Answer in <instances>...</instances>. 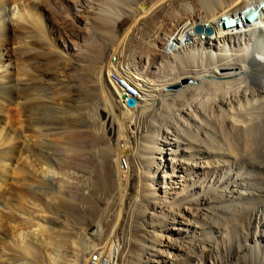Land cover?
Instances as JSON below:
<instances>
[{"label":"bare ground","instance_id":"bare-ground-1","mask_svg":"<svg viewBox=\"0 0 264 264\" xmlns=\"http://www.w3.org/2000/svg\"><path fill=\"white\" fill-rule=\"evenodd\" d=\"M161 1L151 0L140 8L134 0H0V111L6 122L0 129V191L6 187L10 163L23 159L24 164L33 166L36 159L33 156L39 160L38 168L43 175L69 182L71 173L63 170L59 159L45 155L49 152L47 145L43 151L36 147L42 142L30 145L28 136L23 137L16 126V122L21 123L19 116L10 125L16 112L12 106L33 115L41 107L36 95L39 84L67 81L74 70L73 63L83 52L101 54L102 46L90 48L97 41L95 34L111 37L121 16H132L133 21L123 35L110 38L115 41L113 51H118L115 49L124 41L137 17ZM7 4L11 5L5 7ZM198 4L201 12L196 13L190 2L183 4L184 13L191 15L177 16L175 30L162 43L164 55L155 67L156 72L164 76L159 82L144 78L126 56L115 52L111 62L114 79L126 87L127 97L142 98L130 105L121 104L116 88L109 83L111 89L102 90L93 100V117L103 135L109 132L110 144L105 157L115 163L118 192L127 188L128 159L139 163L141 156L161 150L171 155L173 161L168 169L161 155L156 171L161 168L168 176V171L179 170L181 174H176L177 177L189 173L192 178V182L181 188L187 194L180 200H170L172 207L177 208L182 200L190 201L189 187H196V196L210 194L204 201L208 205L200 208L201 211L191 208L185 218H180L176 210L166 215L167 223L158 226L159 231L170 236L169 243L159 248L155 243L161 241L159 237L144 243L146 252L137 254L136 264H167L168 254L174 256L171 264H178L176 260L179 264H206V258L218 257L220 248L233 253L237 264H264V0H198ZM195 22L210 25L212 32L188 30ZM248 22L250 26L241 27ZM195 60L200 62L195 64ZM95 70L90 71L98 80L104 77L102 67ZM10 72L12 74H8ZM19 74L27 75V79L21 82ZM185 78H191V83ZM187 92L193 95L190 100L185 98ZM175 99L180 100V108L173 105ZM155 101L164 109L161 142L147 138L132 151L127 144L125 122L131 123L133 118L146 113ZM114 105L121 109L120 116L114 113ZM183 107L189 109L188 114L180 112ZM197 120L204 123L203 128ZM36 121L37 118L32 119L33 123ZM56 125L54 129L65 126ZM197 134V143L190 142L188 136ZM69 138L73 139L71 135ZM179 154L186 160L178 157ZM22 168L19 167V171ZM16 180L25 187L29 201L35 198V185L21 178ZM163 185L161 191L168 198L166 190L171 187ZM19 195L20 205H24ZM100 222L101 215L97 229L85 239L79 238V241L86 240V245L82 249L78 246L79 251L71 255L70 264H87L92 249L105 253L107 264H117L118 244L110 236L102 240ZM194 223L201 229L199 236ZM41 227L45 232L44 226ZM174 234H180L178 239ZM58 235L56 232L46 234L45 245L54 246L46 254L48 264H55L58 258ZM17 236L12 238L11 244L33 255L31 247ZM4 249L2 247V253Z\"/></svg>","mask_w":264,"mask_h":264},{"label":"rangeland","instance_id":"rangeland-1","mask_svg":"<svg viewBox=\"0 0 264 264\" xmlns=\"http://www.w3.org/2000/svg\"><path fill=\"white\" fill-rule=\"evenodd\" d=\"M134 1L139 3L151 0ZM185 2L191 3L195 13L201 12L198 0H163L160 4L147 10V13L143 12L137 17L132 27L129 28V33L124 41L115 49L123 57L126 56L128 62L134 65L144 78H151L154 82H159V78H164L156 72L155 67L164 55L161 51L162 43L175 30L176 22H178L176 21L177 16L191 15L187 12L185 14L182 9ZM9 5L7 4L5 7H9ZM132 21V16H121L111 37L114 39L121 37ZM98 33L94 35L97 39L96 43L93 42L94 45L92 43L90 48L102 46L101 54L97 56L83 52L77 56L76 63H73L74 70L70 73L67 81L51 80L50 82L53 81V83L39 84V92L37 90L38 94L36 93V95H39L41 107L36 109L33 115H29L27 111L24 113L18 111L16 106H12V108L15 107L16 112H14L15 116L10 125L13 121L16 122L15 118L19 116L21 123L16 122V126L19 127L18 130L22 132L23 137L25 136L27 139L26 135L28 136L27 140L30 145L33 142H42V146L39 144L36 147L43 151L48 148L49 152L45 155L58 158L63 170L70 172L71 177L67 182L43 175L38 168L41 164L36 156L32 157L36 158L32 162L35 164L33 166L31 164L29 166L26 162L24 164L23 159L10 163L6 187L0 191V200H4L0 203V264H48L46 254L54 246L52 244L45 245L44 241H48L46 240L47 232L59 234L56 238L58 258L55 264H70L71 255L79 251L78 246L82 249L86 245L84 239L97 229L96 223L100 215L101 229L104 234L102 240L104 241L110 236L111 240H116L115 243L118 244L119 250L115 254V256L117 255V264H122L124 261L128 264H136L137 254L144 251V243L151 242L158 237L161 241H155V243L159 248L163 244L169 243L170 236L166 232L159 231L158 226L164 222L167 223L166 215H170L173 210H176L175 212L180 218H185L184 215L187 216L191 208L193 211H201L200 208L204 209L208 205L207 201L206 203L204 201L210 194L196 196L194 193L196 187L187 189L189 202L185 203L186 200H182L179 203V208L170 205L171 201L180 200L187 194L181 188L192 182V178L189 173L177 177L176 174H181L179 170L168 171V176L161 171V168L156 171L158 157L161 158V155L165 157L168 169L173 161L171 155L161 150L141 156L142 160L140 159L139 163L131 162L128 159L127 188L125 191L121 190L122 193L124 192V196L120 193L121 191L118 192L115 163H111L105 157L106 149L110 144L107 139L109 132L107 131L103 135L98 121L93 117V100L101 95L102 90L105 92V90L111 89L105 76L103 59L111 50L113 51L115 41H110L109 35L104 36ZM102 39H108V41L103 42ZM199 62V60H195L193 63ZM101 67L104 77L102 76L98 80L90 70L92 68L99 70ZM8 74H12V72ZM20 75V80H23L21 82H24L27 75ZM185 79L189 81L191 78ZM189 82L191 83V80ZM193 82L196 83V81ZM191 96L193 95L188 92L185 94L187 100H190ZM173 103L176 108L181 107L179 99H175ZM161 108L160 104L155 101L153 107L149 108L146 113L136 116L131 123L125 122L127 131L124 134L127 135L128 142H126L129 143L130 150L135 151L137 143L147 138L154 139L158 143L161 142L159 141L161 130L165 127L161 118L164 109ZM113 110L120 116L121 109L118 106L114 105ZM180 112L185 115V113L188 114L189 109L183 107ZM174 113L176 114V111ZM33 118H37L34 123L32 122ZM197 122L200 127H204V123H201L200 120ZM56 123H63L68 128L64 126V129H54L55 126H58ZM5 124L3 112L0 111V129ZM192 127L194 129V126ZM70 135L73 139L69 138ZM197 136L199 135H193L192 138L188 136V139H191L190 142L197 143V139H195ZM122 143L124 144V141ZM112 144L114 143L112 142ZM122 148L124 149V146ZM24 156L25 153L22 157L24 158ZM178 157L183 158L184 156L179 154ZM183 159L186 160V157ZM163 163L165 164V161ZM17 164H20L18 165L20 168L23 166V170L19 171ZM162 175L166 176L162 178ZM16 178L35 185V198L32 197V200H28L25 187L20 184V181V183H16ZM161 185L171 187L166 190L171 198H165L167 195L164 197ZM18 194L23 197L24 205H20ZM32 201L36 203V206ZM41 226H44L46 233L44 230H40ZM194 226L196 234L199 236L201 229L197 223H194ZM21 234H24V237H21ZM14 236L27 243L33 250V255H28L19 247L12 245L11 240L14 239ZM178 236L180 234H174L173 237L178 239ZM79 238L84 239L79 241ZM2 247H5L3 253L1 252ZM145 252L146 250L144 254ZM173 259L174 256L168 254L167 264H171ZM236 260L233 253L225 248H220L218 257L206 258V264L213 262L216 264H237ZM176 263L179 264V261L176 260Z\"/></svg>","mask_w":264,"mask_h":264},{"label":"built area","instance_id":"built-area-1","mask_svg":"<svg viewBox=\"0 0 264 264\" xmlns=\"http://www.w3.org/2000/svg\"><path fill=\"white\" fill-rule=\"evenodd\" d=\"M188 30H194L193 28H188ZM116 51H110L106 57L103 59V66L105 67V76L109 83H111L117 90L116 97L119 103H125L126 96V87L122 85V82L119 80H115L112 75L111 62L114 60ZM134 101H139L142 96L133 97ZM97 261V264H107L108 258L105 253H101L98 249H92L90 255L88 256L87 264H94ZM110 262V261H109Z\"/></svg>","mask_w":264,"mask_h":264},{"label":"water","instance_id":"water-1","mask_svg":"<svg viewBox=\"0 0 264 264\" xmlns=\"http://www.w3.org/2000/svg\"><path fill=\"white\" fill-rule=\"evenodd\" d=\"M146 1H141L139 2L138 6L140 8H144L146 6ZM193 29L195 32H201L203 31L205 34H210L212 32V27L210 25H204L200 22H195V24L193 25ZM125 103L130 105L134 103V98L132 96H129L125 99Z\"/></svg>","mask_w":264,"mask_h":264}]
</instances>
